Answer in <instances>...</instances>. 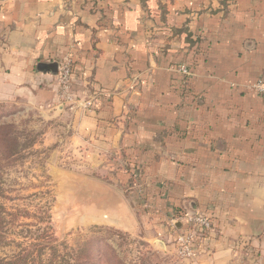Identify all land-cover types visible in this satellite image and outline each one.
Masks as SVG:
<instances>
[{
	"label": "crops",
	"instance_id": "obj_1",
	"mask_svg": "<svg viewBox=\"0 0 264 264\" xmlns=\"http://www.w3.org/2000/svg\"><path fill=\"white\" fill-rule=\"evenodd\" d=\"M66 58L89 111L58 103L52 65ZM258 81L264 0H0V101L71 118L81 167L104 186L89 223L174 253L173 215L207 216L180 264H264Z\"/></svg>",
	"mask_w": 264,
	"mask_h": 264
},
{
	"label": "rangeland",
	"instance_id": "obj_2",
	"mask_svg": "<svg viewBox=\"0 0 264 264\" xmlns=\"http://www.w3.org/2000/svg\"><path fill=\"white\" fill-rule=\"evenodd\" d=\"M66 62L71 65L72 78L70 59L52 65L58 103L84 110L79 102H88L94 97L73 95L72 80V99L61 97L58 73ZM71 123L70 117L37 108L29 99L0 101V134H7L17 142L16 153L12 144L0 146V204L5 209L6 221V241L0 246V258L17 254L28 259L40 257L49 261L52 258L46 248L49 238L43 234L46 225L40 221L48 208L51 228L57 238L53 245L60 257L79 249L83 255L88 252L90 256L81 260L82 264L122 261L126 264H180L189 260L178 256L175 247L173 253L165 251L158 243H150L144 233L130 235L86 220L94 213L92 204L87 202L95 194L101 196L104 186L92 174L84 173L83 149L70 140ZM92 183L99 186L93 187ZM109 252H113V262L107 256Z\"/></svg>",
	"mask_w": 264,
	"mask_h": 264
},
{
	"label": "built area",
	"instance_id": "obj_3",
	"mask_svg": "<svg viewBox=\"0 0 264 264\" xmlns=\"http://www.w3.org/2000/svg\"><path fill=\"white\" fill-rule=\"evenodd\" d=\"M181 71L186 74L187 69L182 66ZM59 82L61 86V97L64 100H71V65L69 62H66L62 65L60 73H58ZM256 92L264 94V81H258L251 86ZM96 98L94 97L91 101L79 102V105L84 110H89L93 107V103ZM175 221H179L184 224L185 227H188L176 238L175 248L177 255L181 258L190 259L194 256L195 252V243L199 239H203L212 229L211 220L203 214H194V215H180L175 218Z\"/></svg>",
	"mask_w": 264,
	"mask_h": 264
},
{
	"label": "trees",
	"instance_id": "obj_4",
	"mask_svg": "<svg viewBox=\"0 0 264 264\" xmlns=\"http://www.w3.org/2000/svg\"><path fill=\"white\" fill-rule=\"evenodd\" d=\"M12 144L14 147V152H17V142H15L14 140H11L7 137V134H0V146H8ZM12 154V152H11ZM13 155V154H12ZM11 155V156H12ZM10 158V156H8ZM4 213H5V209L4 207L0 204V246L5 244V236H4V228L6 225V221L4 219ZM182 214H176L173 216H180ZM27 216H31L28 215ZM27 218H31V217H27ZM41 222L45 223L46 225V232L43 234H45L46 236H48L47 238H49L48 241V245H47V249L50 251V254L52 256V258L48 261L45 259H41L40 257H38L37 259H28V256H24V255H13L10 258H0V264H28L29 262L31 264H82L81 260H87L90 259L89 257V253L87 252L85 255H83L79 249H75L72 250L70 253L66 252L65 255L63 256H59L58 255V251H56V247L53 245L54 242L57 241V238L54 236L52 228H51V219H50V215H49V211L48 208H46L43 211V215L40 219ZM47 231H51V233H47ZM40 238H44V237H40ZM91 255H93L91 253ZM107 256L111 259V262H113V252H109L107 253ZM109 264H113L110 263ZM117 264H126L124 261L119 262Z\"/></svg>",
	"mask_w": 264,
	"mask_h": 264
},
{
	"label": "water",
	"instance_id": "obj_5",
	"mask_svg": "<svg viewBox=\"0 0 264 264\" xmlns=\"http://www.w3.org/2000/svg\"><path fill=\"white\" fill-rule=\"evenodd\" d=\"M46 67H47L46 65H42V66H41V68H46ZM92 184H93V185H92L93 187H94V186H99L97 183H92ZM98 188H99V187H98ZM100 194H104V191L101 192Z\"/></svg>",
	"mask_w": 264,
	"mask_h": 264
}]
</instances>
